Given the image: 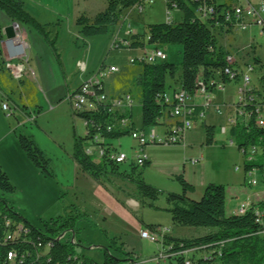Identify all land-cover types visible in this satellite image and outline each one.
<instances>
[{
    "label": "rangeland",
    "instance_id": "374dc122",
    "mask_svg": "<svg viewBox=\"0 0 264 264\" xmlns=\"http://www.w3.org/2000/svg\"><path fill=\"white\" fill-rule=\"evenodd\" d=\"M42 1L45 9L37 6L34 0H25V10L45 25L52 35L59 30L57 46L61 54V65L49 47L44 49L41 46H37L38 56L31 60L29 71L20 80L12 78L8 69L0 64V168L16 186L14 193L4 194V197L35 227H42L43 220L78 214V228L85 245L77 249L98 263L104 260L105 248L113 249L112 238H116L127 251L137 255L138 260H133L138 261L136 264H171L168 257L159 256L163 252L162 239L161 242H152L141 238L143 227L140 219L147 223L160 222L169 229V233L177 236H197L211 229L174 225L167 211L143 205L135 186L119 175L111 174L100 185L82 172L72 153L74 136L84 135L86 125L83 117L73 113L69 96L80 82L94 76L104 65L102 73L106 93L110 96H122L128 92L132 94L133 122L136 129L141 131L142 105L135 82L142 66L132 63V59L143 55L144 50L118 48L113 42L123 38L128 31L130 34L126 39L130 42L131 35L144 32L148 23L180 21L182 11L175 7L168 9L165 0H146L143 13L131 8L125 9L119 21L110 25L106 34L85 37L76 25V18L81 14L94 16L103 11L107 6L106 0H62L60 3L55 0ZM58 18L59 26L55 23ZM245 20L249 23L247 29L237 27L230 33L216 32V36L219 45L235 56L238 64L241 63V73L249 75L251 85L264 97V30L254 21V17L248 15ZM145 42L146 49L150 50L152 45L147 39ZM161 47L168 55L165 61L178 68L174 80L167 78L170 91L179 87L182 79V46L165 44ZM255 58H259L260 62H256ZM79 62L85 63L84 70ZM250 64L254 66L253 70H249ZM111 66L118 67V71L111 72ZM240 83V80H232L226 83L224 89L209 91L212 107L206 108L205 116L186 131L185 142L207 148V151L203 150L204 157L213 162L215 171H221V176L226 174L220 179H233L234 188L242 191L239 201L249 205V197H253L254 201L256 195L258 199L263 197L264 174L259 169L245 174L243 151L238 148L237 136L231 135L228 127L229 119L234 116V107H226L222 113L214 108L216 104H237ZM197 101L204 104L205 97L198 96ZM3 103L8 104V108H3ZM203 121L214 126L211 144L207 143ZM223 126L228 128L227 134L223 132ZM156 130L163 132V125H158ZM19 133L33 136L49 159L52 175H45L28 159L19 145ZM231 138L234 143L230 142ZM108 141L128 158L142 154L139 143L131 134L110 138ZM164 146L168 145L150 144L146 146L145 153L148 157L163 158L164 152L160 149ZM171 167V163L153 160L152 167L145 171L147 182L168 188L165 186L168 180L164 179L162 172ZM254 180L256 184L252 183ZM229 181L226 183H231ZM169 189L165 192L174 191L173 188ZM166 193L156 201L158 206H167ZM203 255L202 251L194 255L193 252L187 254L196 259ZM213 264H220V261H214Z\"/></svg>",
    "mask_w": 264,
    "mask_h": 264
},
{
    "label": "trees",
    "instance_id": "16d2710c",
    "mask_svg": "<svg viewBox=\"0 0 264 264\" xmlns=\"http://www.w3.org/2000/svg\"><path fill=\"white\" fill-rule=\"evenodd\" d=\"M106 1L107 6L103 11L94 16L81 14L76 18V25L79 26L83 36L106 34L109 26L119 21L123 10L144 6L146 0ZM165 2L168 9L177 6L182 11L180 21L148 23L144 32L131 35L128 46L121 44L114 46L145 49L146 39L152 46L180 44L182 46L180 86L190 94H194L199 88L200 80L208 82L219 71H222L220 78L224 85L232 81L224 73V69L229 65L227 61L229 52L219 45L216 35L222 31L230 33L234 30L237 22L233 16V7L238 0H224L223 2H218V0H165ZM202 5L213 6L215 12L211 16L202 17L198 13ZM227 11L230 12L231 20L226 19ZM1 12L6 13L13 21L30 25L36 29L61 65V54L57 46L59 30L52 35L45 25L25 10V0H0ZM56 25L59 26L60 23L57 22ZM3 39L0 20V59L2 60L0 64L8 69L7 60L3 57ZM255 61L260 62V59L255 58ZM139 64L142 69L135 84L139 89L142 105L141 130L163 125L164 132L170 134L172 123L166 121L164 114L167 105L160 103L159 97L170 87L167 84V78L172 80L176 78L178 68L168 61ZM27 71H29L28 61ZM8 72L10 73L9 69ZM10 76L13 78L11 73ZM238 79V76L234 78V80ZM96 93L98 96L105 93L104 83L102 88L96 87ZM92 101L93 107H86L80 111L73 109L74 114L83 117L86 125L84 135L75 134L74 136L72 157L79 169L100 185H103L111 174L121 176L135 186L143 205L167 211L174 225L211 229L197 236L176 237L164 229L161 224L147 223L140 219L142 229L155 233L158 236V242L162 239L163 252L169 255L171 264H184L186 258L203 263L208 256L211 257L208 260L210 264L214 261H220V264H264V193L262 199L248 205L244 213H228L227 188L224 184L208 183L203 195L199 199H193L188 193L194 191V186L180 173L176 174L174 179L178 181L182 190L166 193L167 206H158L156 201L164 192L145 180L144 172L151 164L149 158L144 161L143 165H139L133 158L125 162H117L112 158L113 154L118 153L119 148L108 139L130 135L137 130L131 109L113 112L109 110L108 103L98 102L95 97ZM70 103L72 105L71 101ZM190 109L192 113L187 118L195 124L205 110L202 105L195 103L190 105ZM123 117L129 120L127 126L120 124V119ZM202 125L206 129L207 143L211 144L214 126L207 125L205 121ZM230 134L237 136L238 148L244 150L245 174L256 169L264 174V126L258 127L254 116H251L246 125L240 122L233 125ZM18 141L21 149L35 167L45 175L53 174L49 159L32 135L19 133ZM89 146L103 149V155L95 160V156L86 150ZM146 146L148 145L143 147L146 148ZM251 146H255L257 150L260 149L261 153L256 154L257 157L254 160L248 161L246 155ZM15 191L16 186L11 182L8 174L0 168V264H124L129 260H138L134 252L127 251L123 243L119 244L116 238H112L113 249L105 248L104 260L98 263L77 249L78 246L85 245L78 228V214L43 220L42 227H35L4 197V194ZM123 205L126 207L124 203ZM60 236L62 237L59 238ZM190 249H195L193 255L199 251H202L204 255L196 259L187 256L190 252L186 255L179 254ZM12 251L16 255L13 260H9L8 253Z\"/></svg>",
    "mask_w": 264,
    "mask_h": 264
},
{
    "label": "built area",
    "instance_id": "2783aa9c",
    "mask_svg": "<svg viewBox=\"0 0 264 264\" xmlns=\"http://www.w3.org/2000/svg\"><path fill=\"white\" fill-rule=\"evenodd\" d=\"M177 8V6L175 7ZM145 9L144 6H136L131 10L138 11L139 13H143ZM215 12L213 6L202 5L198 9L199 15L202 17L211 16ZM254 17V21L262 26L264 30V2L262 0H238V3L233 7V16L236 19V25L234 27H240L241 29H247L249 23H247L246 16ZM226 19L231 20L230 12L227 11ZM171 21V20H169ZM128 34L130 32L128 31ZM129 40L125 39H115L113 45L121 44L128 46ZM143 55L135 57L132 59V63H159L165 61L168 58L165 50L161 46H152L150 50H147L146 47ZM228 66L224 69V73L231 79L234 80L236 76L239 77L240 85L238 88L239 97L237 104L228 105L227 103L216 104L214 108L222 113V109L229 108L230 106L234 107V116L229 119L228 127H231L237 123L247 124L248 120L251 116H254L255 124L259 126H264V97L258 93L256 88L251 85V80L248 74H242V70L240 69L241 63L238 64L235 56L229 54L227 56ZM81 69H85V63L79 62ZM7 68L10 70L11 75L15 79H20L24 76L27 70V60L23 57H13L7 60L6 64ZM104 66H102L94 76L89 77L86 80H83L82 83L71 92L69 99L72 102L73 109L76 111L83 110L86 107H93L92 98H96L98 102H106L110 106V111L113 112H122L128 111L132 108L133 104V96L130 92L126 93L122 96H110L106 93L98 96L96 93V87L102 88L104 82V75L102 73ZM254 66L249 65V70H253ZM111 72L118 71V67L111 66ZM215 77L211 78L210 81L205 82L204 80H200V86L195 91L194 94H190L182 86L171 89L170 91H165L162 96L159 97V102L167 105V110L164 111L166 115V121L171 122V131L172 133L167 134L166 132H157L155 128H148L145 130H135L131 133L132 137L139 143V147L141 148L142 154L134 157L133 159L139 164L143 165L144 161L149 157L145 153V148L143 146L150 144H165V145H180L184 142V136L186 131L190 130L194 126V122L187 118L189 114L192 113V109H190L191 104H197L195 102L196 96L205 97V103L199 104L204 107V110L208 107H212V104L209 100V91L215 88L224 89L225 85L221 81L220 75H222V71L215 73ZM242 75V76H241ZM3 108H8V104L3 103ZM168 114L170 116H168ZM206 112H202L200 114V118L205 116ZM239 118L241 121H239ZM129 123L128 118L123 117L120 119L121 126H127ZM111 128V127H110ZM226 126L223 127V132H227ZM229 129V130H230ZM231 143H234V140L230 139ZM87 152L93 154L95 157H100L103 155L104 150L101 148H93L91 146L86 148ZM244 152V150H242ZM257 148L252 146L247 151L246 159L248 161H252L255 159L257 154ZM112 158H114L117 162H125L131 158H128L127 155L118 151V153L113 154ZM203 159V155L198 157L190 158L189 161L192 164H197ZM252 173V172H250ZM249 173V174H250ZM256 184L257 181L254 180L252 182ZM248 208V204H241L238 208V213H244ZM21 227V226H20ZM169 231L168 228H165ZM64 236V235H62ZM60 236L59 238H61ZM141 238L148 239L152 242H158V236L155 233H152L148 230H141ZM72 242L74 240L72 239ZM195 249H190L185 252H180L179 254H187L189 252H193ZM15 252L8 253V259L13 260L15 257ZM159 256L168 257L169 255L162 252ZM209 258L206 257L205 262L199 263L196 260H192L190 258L185 259L184 264H210ZM138 261L129 260L124 264H136Z\"/></svg>",
    "mask_w": 264,
    "mask_h": 264
},
{
    "label": "crops",
    "instance_id": "0c3cea01",
    "mask_svg": "<svg viewBox=\"0 0 264 264\" xmlns=\"http://www.w3.org/2000/svg\"><path fill=\"white\" fill-rule=\"evenodd\" d=\"M55 1L59 2V3L63 2L62 0H55ZM34 2L36 3L37 6H40L41 9H43V8L45 9V7L42 6V2H43L42 0H34ZM56 9H58V8H56ZM59 16H61V14ZM0 20L2 23L3 30L6 26L10 25L13 22V20H11L6 15V13H4V12L0 13ZM58 21H60L59 18L57 19V22ZM57 22L55 21L56 24H57ZM17 27H19V28L18 29L16 28L17 35L15 38L8 39L5 36L4 31H3V35H4V39L2 41L3 57L6 60L13 58V57H18V58L23 57L24 59H26L28 61V65H29L31 60L38 56L37 46H39V47L41 46L44 49H46V47H49V46L45 42L43 37L30 25L19 23V25ZM128 36L129 35L127 34L125 36H122L123 38H120V39H125ZM81 83L82 82H80L79 85ZM116 86L118 87L119 84L117 83ZM105 90H106V88H105ZM111 96H114V94H112ZM197 98H198V96L195 97V102L197 104H199L197 101ZM132 109L133 108H131V111H132ZM227 133L228 132H226L225 134H227ZM186 136L187 135L185 134L183 144L168 145V146H164V148H161L160 151L164 152V155L162 156L163 158H158L156 156L151 157L149 155L150 156L149 160L151 161V164L148 168L152 167L153 160H155L156 162H165V163H171L172 164L171 169L164 170L162 172L164 179L168 180V182H166V185H165L168 188L164 189L162 187H159L158 185H154V186L161 189L164 192V194L166 193L165 192L166 190H170L169 188H173L172 190H174L175 192H180V190H182V188L180 185L176 184L177 182L174 179V176L176 174L182 173L184 175V177L186 178V180L194 186V191L189 192L188 195L193 199H199L203 195L205 187L208 183H211V182L219 183V182H221V183H224L227 185V212L230 211V213H238L239 206L241 204H244V203L239 201V197L242 194L241 193L242 191L238 188H236V189L234 188L235 183H232V182H234L233 179L227 178L228 181H225L224 179H220L221 177H225L226 174L224 173L223 176H221L222 175L221 171H219V172H217V170L215 171V167L213 166V162L211 160H209V158L206 159L204 157L203 150L207 151V148H204L203 146H196V145L191 144V143L187 144L185 142ZM145 150H146V148H145ZM200 155H203V159L199 163L192 164L189 161L190 158L198 157ZM170 176H172V177L170 178ZM144 177H145V180L147 181L146 176H145V172H144ZM229 180H231V183H226V182H230ZM231 184H232V186H231ZM255 197H256V201H258L259 196L256 195ZM228 198H229V202H228ZM252 198L249 197V202H248L249 205L252 202H256V201H254V198L253 199ZM154 223L161 224L160 222H154ZM162 227L164 229L166 228V227H164V225H162ZM173 236L186 237V236H177V235H173Z\"/></svg>",
    "mask_w": 264,
    "mask_h": 264
},
{
    "label": "water",
    "instance_id": "95a60500",
    "mask_svg": "<svg viewBox=\"0 0 264 264\" xmlns=\"http://www.w3.org/2000/svg\"><path fill=\"white\" fill-rule=\"evenodd\" d=\"M18 26V22L13 21L10 25L6 26L4 28V34L8 39L15 38L17 33H16V28Z\"/></svg>",
    "mask_w": 264,
    "mask_h": 264
}]
</instances>
